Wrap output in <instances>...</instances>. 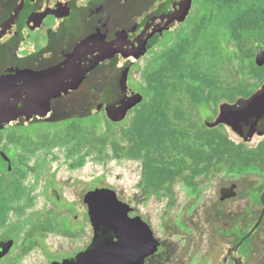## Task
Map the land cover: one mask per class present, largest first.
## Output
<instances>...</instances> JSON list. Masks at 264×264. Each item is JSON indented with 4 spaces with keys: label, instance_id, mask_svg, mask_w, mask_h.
<instances>
[{
    "label": "flooded vegetation",
    "instance_id": "1",
    "mask_svg": "<svg viewBox=\"0 0 264 264\" xmlns=\"http://www.w3.org/2000/svg\"><path fill=\"white\" fill-rule=\"evenodd\" d=\"M210 1L205 0L198 11L197 20H200L198 24L205 18H209L205 14L208 13V2ZM179 2L180 0H0V36H2L0 41V78L6 73L9 59L15 56L10 68L11 75H13V79L26 83V90L20 94L21 100L17 102V109L24 107V99H26L32 103L31 113L46 112L44 104H46L50 89L55 88L56 84L60 85V80L64 85V73L60 74L59 72L56 77L54 72L68 59V56L76 53L80 60L83 59L84 64L89 65L96 53L111 55V58L107 59L100 67L87 74L77 90L68 93L62 92L61 95L51 98L52 114L49 118L41 119L34 114L28 120L26 117L20 116L14 126L0 129V150L11 159L12 163L11 172L0 178V195H9L4 191L8 189L12 181L18 179L23 181L24 171L22 168L26 167L25 161L10 157L9 152L11 151L7 145L12 144L8 143V135L36 136L46 131L40 128L59 125L66 120L90 118L93 115L92 108L97 106L105 108L106 116V109L118 102L123 95L121 83L127 67H129L127 87L131 91L143 95L145 100L147 74L152 69H160L163 56L175 48L179 41L193 34L195 27L190 26L184 32L181 31L190 20L198 0H193L190 13L177 28V21L171 22V19L177 14ZM210 23L208 21L203 28L208 30ZM153 24L156 25L157 31L149 37L145 44V54L131 64L130 58L125 55L135 52L133 46L137 39ZM218 26L224 29L223 40H225L226 27L224 24H218ZM246 45L248 44L246 43ZM111 46L113 49H110ZM249 50L253 57L246 60L247 65H242L241 59H239L242 78L237 80L235 101L221 100L218 97L217 101L213 99L209 103L205 102L203 106H197L190 102L191 105H188L187 109L194 116L195 110L198 109L210 112L212 117L208 121L197 120V118L195 120L209 129H218L220 132L226 133L230 140L237 143V151L264 152V120L254 122L249 119L251 118L249 116L237 119V133L224 123L215 127L209 126L220 117L221 108L224 105L247 104L258 93L261 94V99H264V79L258 82L251 76L252 63L258 68H264V64L260 66L256 63L258 53L264 51V40H259L256 44L249 46ZM152 55L154 58L144 67L141 79H138V83L135 84L133 76L135 67L138 64L140 66L146 57ZM243 68L246 71L245 74ZM130 82L134 84L135 89L130 86ZM221 87L225 88L223 85ZM222 90L217 92L220 93ZM169 99L176 103L175 97ZM187 101H190L189 98ZM136 107L128 113L127 118ZM31 129L35 133L29 132ZM260 163L263 165V161ZM20 167L21 169H19ZM257 176H264V167L261 171L252 170L244 174L237 173L235 176L237 184L228 183L229 186L221 188V195H224L225 198L235 195H261L262 208L256 219H251L253 215L250 212L251 209L237 210V243L231 250L232 264L234 248L236 245L238 247L241 242L237 250V264H250L257 258V235L264 225V218L256 232L246 238L260 220L264 208L262 203L264 183L258 187ZM212 177L214 176L199 177L198 181L203 183ZM243 182L244 186H242ZM50 190L53 192L52 195L54 193H56L54 195H59L54 182H52ZM57 199L60 198L57 197ZM10 202L12 200L4 203L0 201V264H17L16 251L22 230L9 217L8 211H13L9 206ZM49 221L59 223L55 220L54 215L45 216L40 224H34L31 227V234H27L23 245L30 246L34 241L39 240L40 231L49 229ZM104 228L97 231L93 229V240L85 250L101 242L100 235L105 232ZM113 237H115V231L111 232L106 240ZM244 238L246 239L244 240ZM160 253L148 257L143 264ZM74 258L71 257V259ZM56 261L60 262L54 259L51 263Z\"/></svg>",
    "mask_w": 264,
    "mask_h": 264
},
{
    "label": "rangeland",
    "instance_id": "2",
    "mask_svg": "<svg viewBox=\"0 0 264 264\" xmlns=\"http://www.w3.org/2000/svg\"><path fill=\"white\" fill-rule=\"evenodd\" d=\"M204 1L198 0L196 9L181 32L199 23L197 13ZM216 19L218 17L200 35L197 50H201L203 68L214 74L219 84L232 87L242 78L238 58L242 55V47L246 43L254 45L260 39L254 34L246 36L241 43L223 40L224 29L218 26L220 20ZM153 58V55L148 56L140 66L135 67V84ZM247 64L245 61L244 65ZM130 86L135 89L131 82ZM104 109L102 106L92 108L93 115L87 119L98 134L108 130L104 123ZM194 114L197 120L208 121L212 117L210 112L202 109L195 110ZM131 116L122 123L127 125ZM66 125L65 121L40 129L55 132L56 127L61 131ZM117 128L112 126L111 130L117 131ZM32 130L29 132L35 133ZM7 146L12 159L26 163V167L22 168L23 195L10 202L13 211H8L11 221L22 230L16 251L17 264H51L54 259L62 261L74 258L88 248L94 230L84 196L96 188H109L112 199H120L133 207L130 214L133 224L137 227L147 224L163 244V251L147 260L146 264H232L231 250L237 243V210L251 209L253 220L259 216L262 208L261 195H235L222 199L221 188L229 186L228 183L237 184V178L231 175L218 174L204 181L196 196H191L181 184L176 185L174 199L170 201L162 193L145 196L139 186L142 176L140 161L118 160L111 147L102 153L86 154L87 148L74 153L73 144H68L28 154L20 146ZM256 181L260 187L264 183V176H257ZM52 182L59 195H52ZM47 215H54L55 220L59 221L58 224L62 225L58 226L59 231L43 229L39 240L24 246V239L31 234V227L40 224ZM250 264H264V225L257 235V258Z\"/></svg>",
    "mask_w": 264,
    "mask_h": 264
},
{
    "label": "trees",
    "instance_id": "3",
    "mask_svg": "<svg viewBox=\"0 0 264 264\" xmlns=\"http://www.w3.org/2000/svg\"><path fill=\"white\" fill-rule=\"evenodd\" d=\"M208 3L205 16L209 18L202 20L190 37L179 41L163 56L160 69H152L147 74L145 100L132 112L127 125L112 123L104 116L108 130L98 134L88 118L66 120L67 125L61 131L56 127L55 132L46 130L36 136L10 134L8 143L20 146L28 154L68 144H73L74 153L87 148L86 154L102 153L111 147L118 160L140 161L142 176L139 186L145 196L162 193L170 201L174 199L175 186L179 184L187 188L191 196H196L201 191L199 177L237 176V173L261 171L264 152L237 151V143L226 133L201 125L187 107L190 102L201 106L213 99L217 101L218 97L231 102L236 100L237 84L221 87L216 76L203 68L197 44L205 31L203 27L217 17L219 24L226 27V40L241 43L246 36L254 34L264 40V0H211ZM252 57L249 46H243L242 55L238 57L241 64ZM243 73H246L244 68ZM251 73L259 82L264 77V68L252 63ZM221 89L223 92L219 95L217 91ZM170 97H175L176 103ZM112 126H118L117 131L111 130ZM22 192L20 179L12 181L4 191L9 195H0V201L18 199ZM58 226L61 227L49 221L50 231H59ZM103 231L101 242L113 232L109 228Z\"/></svg>",
    "mask_w": 264,
    "mask_h": 264
},
{
    "label": "water",
    "instance_id": "4",
    "mask_svg": "<svg viewBox=\"0 0 264 264\" xmlns=\"http://www.w3.org/2000/svg\"><path fill=\"white\" fill-rule=\"evenodd\" d=\"M192 2L193 0H180L177 4V14L171 19V22L177 21V28L181 26L190 13ZM156 31V25H150L137 39L135 46H133L135 52L125 55V57L130 58L131 64L145 54V44ZM1 39L2 36H0V41ZM110 49H113V46ZM14 57L9 59L6 73L0 78V129L14 126L20 116L26 117L28 120L34 114L41 119L49 118L52 114L51 98L61 95L62 92L68 93L77 90L87 74L100 67L107 59L111 58V55L96 53L89 65L84 64L83 59L80 60L76 53L68 56V59L54 72L56 77H58L59 72L60 74L64 73V85L63 81L60 80V85L57 86L56 84L55 88L50 89L46 104H44L46 105V112L41 111L34 114L31 113L32 103L26 99H24V107L17 109V102L21 100V92L26 90V83L13 79V75H11L12 70L10 68ZM256 63L260 66L264 64V51L258 53ZM128 71L129 67H127L121 83L122 97L106 109V116L112 123L123 122L128 113L144 100L143 95L133 92L127 87ZM246 116L251 117L249 119L254 122L264 120V99H261V94H256L247 104L237 106L236 103L222 106L220 117L209 126L215 127L224 123L237 133V119L240 120ZM11 170V159L0 150V178L10 173ZM224 198L223 195L222 199ZM84 203L88 208L92 228L95 231L102 227L109 228L115 231V237L91 246L89 249L80 252L74 259H64L51 264H143L148 257L162 251V243L155 237L153 230L147 224L142 227L135 226L130 216L134 210L133 207L120 199H112L109 188H96L89 191L84 196ZM262 203L264 206V195L262 196ZM263 218L264 208L260 220L246 238L256 232ZM239 246L236 245L234 248L233 264H237Z\"/></svg>",
    "mask_w": 264,
    "mask_h": 264
}]
</instances>
